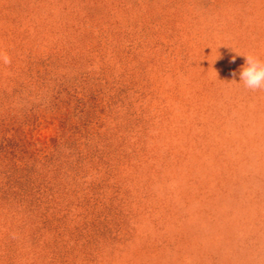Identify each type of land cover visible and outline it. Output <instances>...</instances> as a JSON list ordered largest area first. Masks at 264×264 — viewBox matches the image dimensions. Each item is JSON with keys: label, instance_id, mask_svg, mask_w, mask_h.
<instances>
[{"label": "rangeland", "instance_id": "374dc122", "mask_svg": "<svg viewBox=\"0 0 264 264\" xmlns=\"http://www.w3.org/2000/svg\"><path fill=\"white\" fill-rule=\"evenodd\" d=\"M0 52V264H264V0H0Z\"/></svg>", "mask_w": 264, "mask_h": 264}, {"label": "clouds", "instance_id": "9594fccd", "mask_svg": "<svg viewBox=\"0 0 264 264\" xmlns=\"http://www.w3.org/2000/svg\"><path fill=\"white\" fill-rule=\"evenodd\" d=\"M243 57L245 58L244 66L238 70V73L234 71L231 75L235 78L238 74L239 83H242L244 88L248 90H264V60L251 53ZM0 60L4 64L11 63V58L3 52H0ZM232 62H235V57H233Z\"/></svg>", "mask_w": 264, "mask_h": 264}]
</instances>
